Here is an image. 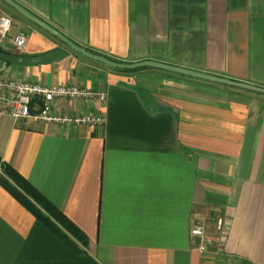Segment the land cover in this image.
I'll use <instances>...</instances> for the list:
<instances>
[{
    "label": "crops",
    "instance_id": "obj_1",
    "mask_svg": "<svg viewBox=\"0 0 264 264\" xmlns=\"http://www.w3.org/2000/svg\"><path fill=\"white\" fill-rule=\"evenodd\" d=\"M12 1L96 55L264 88V0ZM2 16L0 79L104 91L103 103L55 98L50 108L106 122L0 115L1 160L87 237L74 252L0 186V264H264V94L110 67L0 0ZM199 221L212 235L205 253L190 234Z\"/></svg>",
    "mask_w": 264,
    "mask_h": 264
},
{
    "label": "built area",
    "instance_id": "obj_2",
    "mask_svg": "<svg viewBox=\"0 0 264 264\" xmlns=\"http://www.w3.org/2000/svg\"><path fill=\"white\" fill-rule=\"evenodd\" d=\"M11 27V19L7 16L0 17V41L8 36ZM13 44L17 49L25 47L27 36L18 34L13 38ZM55 98H76L85 102L97 100L103 103L106 100L104 91H93L86 87L51 85L42 86L21 81L0 79V115H8L14 120L20 118H33L46 123L65 125H99L106 122L104 115H55L51 112V102ZM34 100L39 101V108L32 111ZM216 231L222 229V220L218 219L214 226ZM190 234L199 238L198 251L205 253L211 244L212 235L209 227L204 222H196L190 229ZM221 264H235L227 256L221 260Z\"/></svg>",
    "mask_w": 264,
    "mask_h": 264
},
{
    "label": "trees",
    "instance_id": "obj_3",
    "mask_svg": "<svg viewBox=\"0 0 264 264\" xmlns=\"http://www.w3.org/2000/svg\"><path fill=\"white\" fill-rule=\"evenodd\" d=\"M94 53L92 51H89ZM97 54V53H94ZM109 60L116 61L110 57ZM0 186L28 210L41 224L52 232L67 247L78 253L87 243L80 231L60 209L48 201L23 176L0 158Z\"/></svg>",
    "mask_w": 264,
    "mask_h": 264
},
{
    "label": "water",
    "instance_id": "obj_4",
    "mask_svg": "<svg viewBox=\"0 0 264 264\" xmlns=\"http://www.w3.org/2000/svg\"><path fill=\"white\" fill-rule=\"evenodd\" d=\"M1 1H3L4 3L13 7L15 10H17L19 13L24 15L30 21L34 22L40 28H42L43 30L48 32L50 35L54 36L59 41L64 43L71 50L75 51L76 53H78V54H80V55H82V56H84L90 60L100 62L104 65L114 67L117 69H129V70L145 68V67L163 69V70H167V71H171V72H175V73H179V74H183V75H187V76H191V77L200 78V79L207 80V81H212L215 83L223 84V85L234 87V88H239V89H243V90H248V91L264 94V88H261V87H257L254 85L242 83V82L231 80V79L213 76V75H210L207 73H201V72H196V71H192V70H188V69H184V68H180V67H175V66L165 64V63H159V62H155V61H140V62H135V63H123V62H115V61L109 60L106 57L96 55V54L91 53L88 50L80 47L79 45H77L76 43H74L73 41L68 39L66 36H64L62 33L57 31L56 29H54L50 25L44 23L43 21H41L40 19H38L37 17H35L31 13H29L28 11H26L24 8L17 5L12 0H1Z\"/></svg>",
    "mask_w": 264,
    "mask_h": 264
}]
</instances>
